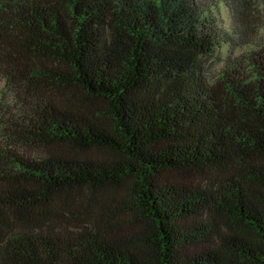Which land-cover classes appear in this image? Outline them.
Here are the masks:
<instances>
[{"label": "trees", "instance_id": "trees-1", "mask_svg": "<svg viewBox=\"0 0 264 264\" xmlns=\"http://www.w3.org/2000/svg\"><path fill=\"white\" fill-rule=\"evenodd\" d=\"M221 3L0 0V264H264L260 0Z\"/></svg>", "mask_w": 264, "mask_h": 264}, {"label": "rangeland", "instance_id": "rangeland-1", "mask_svg": "<svg viewBox=\"0 0 264 264\" xmlns=\"http://www.w3.org/2000/svg\"><path fill=\"white\" fill-rule=\"evenodd\" d=\"M224 4L223 6V12H222V18H223V24L225 27H228L232 23V19L236 16L234 14L235 11V5L236 0H221ZM249 17V22L251 23V27H254L252 38L249 39V42L253 40L255 43H257L260 46L264 47V0H260L259 8H256V10L249 12L247 14ZM235 20H238V18H235ZM240 50L236 49L231 50L229 47H223L222 49L216 50L210 57L206 59V65L208 72L211 73L210 78H218L221 75V72L223 70L225 59L230 54L234 53V56H237L240 54ZM11 91V87L7 83L6 79L3 76V72L0 70V145H6L8 142V139L6 138V135H9V120L12 111H14V108H18L19 106H16V99L13 98ZM27 150L31 153L38 152L39 154H42L45 152V149H41L38 147H30L27 148ZM1 175V172H0ZM207 176H202L201 178H206ZM190 180H198L197 176H190L185 181L188 182ZM81 197L78 196V199ZM80 198L79 200H81ZM65 210V209H64ZM98 210V208L96 209ZM92 211V209H91ZM70 213H68V218L71 217H78L77 219L70 220L69 222L71 226H85L89 223L91 217L90 214L82 207L81 205H77V207H74L72 210H69ZM95 215L98 213V211L93 212ZM122 231H127L122 229Z\"/></svg>", "mask_w": 264, "mask_h": 264}]
</instances>
